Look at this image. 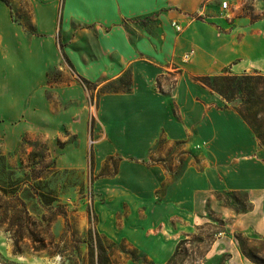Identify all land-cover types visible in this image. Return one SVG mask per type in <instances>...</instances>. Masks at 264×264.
<instances>
[{"label": "rangeland", "instance_id": "rangeland-1", "mask_svg": "<svg viewBox=\"0 0 264 264\" xmlns=\"http://www.w3.org/2000/svg\"><path fill=\"white\" fill-rule=\"evenodd\" d=\"M8 3L15 19L35 31L31 0ZM174 13L168 18L157 13L124 20L122 35L134 45L150 39L148 52H107L109 69L92 79L93 91L81 84L78 73L84 67L78 63V68L71 56H82L87 65L104 55L97 45L81 48L79 39L86 32L80 20L72 18L66 29L61 25L58 36L67 45L62 51L70 53L73 68L63 60L60 49L59 62L47 68L45 89L51 106L44 117L49 131L37 129L34 122L35 115L39 116V99L24 100L29 119L23 112L17 115L24 104L7 106L6 113L3 107L12 102L0 100V168L5 165L0 179L18 180L20 199L31 214L16 222L26 227L21 239L18 231L22 228L13 223L12 209L5 207L14 202L10 196L2 199L0 264H97V248L91 249L87 243L93 228L100 235L92 234V241H102L112 264H223L228 254L214 253L213 247L219 249L221 239L240 248L235 235L264 258V235L252 228L246 233L234 230L210 202L206 211H198L205 201L201 193L212 190L208 177H223L228 165L206 164V153L193 138L172 141L163 132L148 151L120 146L110 138L98 112L102 97L119 94L104 91L109 84L128 85L133 60L142 62L152 78V88L162 89L170 97L180 121L185 117L172 97L177 85L180 102L190 95V89H198L197 97L202 100L207 92L195 81V74L215 75L230 69L236 74L264 75V0H201L193 11L178 9ZM191 25L188 33L186 27ZM92 32L97 34L90 25ZM12 59L9 54L0 55V64L8 65ZM112 61L119 64L116 70ZM110 68L115 77L105 81L111 77ZM3 69L7 72L9 68ZM100 69L101 65L92 68ZM137 79L138 90L148 92L144 88L149 80L142 78L140 70ZM153 101L163 109L162 100ZM57 114L61 115L59 124ZM163 115L161 119L166 117ZM165 122L169 123L167 118ZM152 166L156 167L154 173ZM216 191L221 193L223 205L241 207L230 193L233 190H213L212 194ZM39 193H49L54 200L46 203ZM238 197L248 204L244 191Z\"/></svg>", "mask_w": 264, "mask_h": 264}, {"label": "crops", "instance_id": "crops-1", "mask_svg": "<svg viewBox=\"0 0 264 264\" xmlns=\"http://www.w3.org/2000/svg\"><path fill=\"white\" fill-rule=\"evenodd\" d=\"M200 4L201 0H31L36 32H30L22 22L15 19L10 5L0 0V55L9 54L13 57L8 65L4 61L0 64V100L12 102L11 106L8 103L3 107L4 111L7 106L24 104L17 115L23 112L28 118V104L24 100L39 99V116L35 115L34 122L37 129L49 131L45 125L47 118L44 117V111L51 106L45 89L48 81L47 68L59 62V49L62 58L65 52L70 61L71 57L74 59L78 68V63L82 64L84 68L78 74L92 81L109 69L106 63L109 60L107 52H122L124 55L138 50L148 52L146 45L150 39L146 38L134 45L129 44L126 34L122 35L124 30L121 24L124 20L157 13L168 18L174 16V11L178 9L193 11ZM72 18L80 20L86 32L84 37H78L81 48L97 45L98 51L104 55L101 59L92 60L85 65L82 56L73 54L70 57L67 50L62 51L65 45L58 36V29L61 25L64 29L69 27ZM90 25L96 28L97 34L89 33ZM192 26L194 25L186 27L188 33L192 31L189 29ZM112 62V68L116 70L119 64L117 61ZM131 64V90L102 97L98 109L110 138L120 146L138 150L146 148L147 151L160 138L162 132L172 141L193 138L199 143L201 151L206 153L203 158L206 164L228 165L223 177L218 174L208 177L207 182L212 190L201 193V198L205 201L200 202L198 211H206L207 202H210L221 220L230 221L234 230L246 233L247 229L252 228L264 235V147L260 145L251 127L235 109L226 106V103L224 106V99L216 97L215 92L200 83L207 90L204 99H198V89H190V95L181 102L177 95L180 84L177 85L172 97L175 99V106H179L185 117L183 121L178 120L175 116L177 112L172 110L170 97L162 89L157 88V91L152 88V78L148 77L142 62L133 60ZM96 65H101V69L92 70ZM4 67L9 68L7 72ZM139 70L142 71V78L149 80L148 87L144 88L148 92L136 87ZM112 71L110 68L111 73L108 76L111 77L105 81L115 77V72ZM181 75L184 76V73ZM154 98L157 101L162 100L159 104L163 105L164 110L153 101ZM15 101L18 104H13ZM163 114L166 117L162 120L160 116L164 117ZM166 118L168 124L165 122ZM56 119L58 124L62 122L60 114L56 115ZM154 168L156 167L150 168L152 173L155 172ZM213 190L244 191L251 208L245 212H237L221 203V197L218 196L221 193L213 192L218 198L213 199ZM219 241L222 243L221 247H213V252L229 255L223 264H256L245 257L240 248L225 240Z\"/></svg>", "mask_w": 264, "mask_h": 264}, {"label": "trees", "instance_id": "trees-1", "mask_svg": "<svg viewBox=\"0 0 264 264\" xmlns=\"http://www.w3.org/2000/svg\"><path fill=\"white\" fill-rule=\"evenodd\" d=\"M7 4L8 0H3ZM63 58L68 63V65L73 68V64L70 61L68 55L63 52ZM81 84L88 90L93 91V89L96 88V85H94L90 80L87 78L78 75ZM194 79L200 83L205 88L209 89L212 92H215L219 94L225 101L226 106L231 107L235 109L240 116L243 118V120L251 127L253 130L256 138L258 139L260 145L264 147V75L253 72V73H242V74H236L230 69H224L222 73L220 74H199L194 76ZM121 80V79H120ZM109 90L104 91H111V92H128L132 88V79L128 80V85L125 87H117L115 85L112 86V84H109L108 86ZM105 88V87H104ZM236 102V105H229L234 104ZM163 140V139H162ZM160 140V143L162 142ZM5 165L1 167L0 169H4ZM10 185L12 187H10ZM14 186V187H13ZM10 188H14L12 191H10ZM21 186H19L18 180H11L6 181L4 179H0V210L3 209V204L1 203L2 199L6 198V196H10L12 200V205H6L5 207H8L9 209H12V216H13V223H16L17 221H20L22 216H25L27 218H31L30 211L28 210V207L22 202L20 199V191L19 189ZM234 194L235 201L238 205H240V208H235L237 212H245L251 208V203L248 200V196L246 193L245 200L247 201V205L244 204L241 199L238 197V195L241 193V191H232L230 192ZM40 197L43 199L46 203H51L54 199L49 193H39ZM219 197H221V194H218ZM2 204V205H1ZM3 218L0 219V222H3ZM223 221V220H222ZM18 226L19 223H16ZM0 226L1 223H0ZM21 227V225H20ZM18 231L19 238H24L26 235L25 228L21 227ZM91 239L87 240L88 245L91 249L97 248V256L96 261L97 264H112L111 258L109 255L108 250L106 249L105 245L102 243V241L99 239L97 244H94L92 241V234L95 236H99V232L96 228H93L91 231ZM236 239L238 240L240 244V249L242 254L247 257L249 260L256 264H264V258L259 257L256 255L252 249H248L246 241L240 236L235 235ZM15 244L17 245V242L15 241ZM177 255V254H176ZM229 255H227L228 257Z\"/></svg>", "mask_w": 264, "mask_h": 264}, {"label": "built area", "instance_id": "built-area-1", "mask_svg": "<svg viewBox=\"0 0 264 264\" xmlns=\"http://www.w3.org/2000/svg\"><path fill=\"white\" fill-rule=\"evenodd\" d=\"M223 5H224V7H226L228 5V2L227 1H224ZM177 29L180 30L181 29V26L180 25H177Z\"/></svg>", "mask_w": 264, "mask_h": 264}]
</instances>
